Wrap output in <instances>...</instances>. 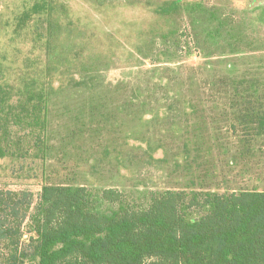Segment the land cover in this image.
I'll use <instances>...</instances> for the list:
<instances>
[{"label": "rangeland", "instance_id": "1", "mask_svg": "<svg viewBox=\"0 0 264 264\" xmlns=\"http://www.w3.org/2000/svg\"><path fill=\"white\" fill-rule=\"evenodd\" d=\"M172 1L179 8L161 14L159 8ZM36 4L45 7L40 11ZM221 56L235 64L236 76L259 83L260 96L242 99L204 89L193 96L205 102L209 116L195 148L191 145L189 154L183 147L190 128L181 135L164 133L166 143L152 158L147 139L152 134L160 138L162 122L153 123L150 114L139 119L121 112L122 102L134 96L123 95L115 85H151L155 66H181L166 76L183 79L198 66L195 73L206 83L214 70L203 63ZM219 65L223 73L225 65ZM84 73L112 84L114 92L51 97L46 158L30 147L22 125L14 123L25 113L26 97H4L0 104V126L5 130L9 125L1 145L15 152L0 157V193L6 199L16 195L21 208L16 218L7 217L17 234L6 237L0 228V264L13 251L14 238L32 252L30 215L46 184L78 183L97 195L118 192L119 201H106L104 211L122 202L148 207L167 189L264 190V133L260 120L247 116L253 108L264 110V0H0V83L18 90L29 79L47 83L49 78L57 88ZM220 77L227 81L226 73ZM24 204L31 205L27 212Z\"/></svg>", "mask_w": 264, "mask_h": 264}, {"label": "trees", "instance_id": "2", "mask_svg": "<svg viewBox=\"0 0 264 264\" xmlns=\"http://www.w3.org/2000/svg\"><path fill=\"white\" fill-rule=\"evenodd\" d=\"M44 7V4H36L37 10ZM178 8L179 2L172 1L160 7L159 12L170 13ZM48 24L51 25L52 20ZM48 46H51L50 40ZM229 62L224 56L217 60L208 58L203 68L214 73L206 83L195 73L196 68L201 67L192 66L190 70L194 71L183 79L181 75L166 76L170 71H180L181 66H155L150 70L154 79L151 85L130 87L124 81L115 85L123 95L134 96L133 100L122 102L121 112L130 116L135 113L139 119L150 114L153 123L162 122L160 138L155 139L158 134H152V140L147 139L152 158L166 143L164 133L181 135L190 128L192 134L188 131L190 135L184 139L183 147L189 154L190 146L195 148L202 136L197 133L208 125L209 116L205 102L193 96L203 94L204 89L216 88V92L233 93L242 99L260 96L259 83L248 84L245 78L236 76L235 64ZM221 63L226 68L221 69L223 73L216 68ZM224 73L227 81L222 82L219 78ZM93 79L90 73L74 74L70 82L56 88L49 83V78L47 83L33 78L23 82L18 90L7 82L0 83V104L6 101L4 97H26L25 113L22 118L17 116L14 123L22 125L29 145L32 143L30 147L33 145L46 158L51 147V97L65 93L98 97L114 92L109 87L112 84ZM27 102L32 103V108H27ZM247 116L250 120H260L259 128L264 133V110L253 108ZM184 120L189 123L184 124ZM1 121L0 114V124ZM8 126L5 130L0 126L3 130L0 157L15 153L1 145ZM7 145H11L9 140ZM175 164L181 166L178 160ZM15 196L6 199L0 193V228L6 237L18 233L7 219L19 215L20 199ZM106 201H119L118 192L108 189L97 195L78 183L46 184L35 212L30 215L35 232L32 252L23 250L19 238H14L13 251L1 264H26L28 260L30 264H264V190L219 193L167 189L155 195L148 207L138 209L122 202L117 208L104 211L102 206ZM30 206L25 205L26 212Z\"/></svg>", "mask_w": 264, "mask_h": 264}]
</instances>
